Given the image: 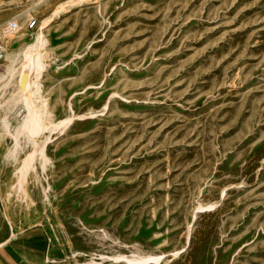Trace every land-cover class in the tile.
I'll return each mask as SVG.
<instances>
[{
    "label": "rangeland",
    "instance_id": "1",
    "mask_svg": "<svg viewBox=\"0 0 264 264\" xmlns=\"http://www.w3.org/2000/svg\"><path fill=\"white\" fill-rule=\"evenodd\" d=\"M0 41V216L47 264H264V0H0Z\"/></svg>",
    "mask_w": 264,
    "mask_h": 264
},
{
    "label": "crops",
    "instance_id": "2",
    "mask_svg": "<svg viewBox=\"0 0 264 264\" xmlns=\"http://www.w3.org/2000/svg\"><path fill=\"white\" fill-rule=\"evenodd\" d=\"M0 264H47L42 231L17 229L0 216Z\"/></svg>",
    "mask_w": 264,
    "mask_h": 264
},
{
    "label": "built area",
    "instance_id": "3",
    "mask_svg": "<svg viewBox=\"0 0 264 264\" xmlns=\"http://www.w3.org/2000/svg\"><path fill=\"white\" fill-rule=\"evenodd\" d=\"M34 25V22H31L29 24V27L32 28ZM9 29V31L13 30L15 28V23H9L5 29ZM4 56H5V48L2 44V42L0 41V64L2 63L3 59H4Z\"/></svg>",
    "mask_w": 264,
    "mask_h": 264
},
{
    "label": "bare ground",
    "instance_id": "4",
    "mask_svg": "<svg viewBox=\"0 0 264 264\" xmlns=\"http://www.w3.org/2000/svg\"><path fill=\"white\" fill-rule=\"evenodd\" d=\"M36 46V45H35ZM31 48V47H30ZM36 48V47H35ZM32 50V49H31ZM35 49H33V51H34ZM37 54V53H36ZM26 59H28V57L26 58ZM33 59H34V57H33ZM13 60H14V58H13ZM32 61V60H31ZM30 61V62H31ZM25 62H26V60H25ZM34 63V62H33ZM36 64V63H35ZM35 66V65H34ZM31 68H32V66H31ZM26 70H27V67H26ZM26 72V71H25ZM29 87V86H28ZM28 98V97H27ZM26 97H23L22 98V100H23V102H24V104L26 105V107H28V101H29V99H27ZM30 105V104H29ZM33 113H34V111H33ZM28 118L32 121V119H33V114L30 112V110H28V112H27V115H26V118H25V120H24V122H27V120H28ZM32 123V122H31ZM30 123V124H31ZM24 125V124H23ZM30 126V125H29Z\"/></svg>",
    "mask_w": 264,
    "mask_h": 264
}]
</instances>
